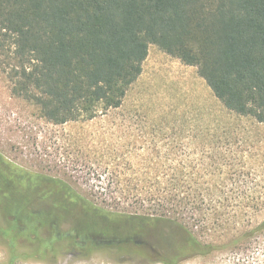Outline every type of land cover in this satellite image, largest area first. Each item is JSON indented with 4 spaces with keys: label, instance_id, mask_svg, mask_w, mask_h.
Wrapping results in <instances>:
<instances>
[{
    "label": "trees",
    "instance_id": "trees-1",
    "mask_svg": "<svg viewBox=\"0 0 264 264\" xmlns=\"http://www.w3.org/2000/svg\"><path fill=\"white\" fill-rule=\"evenodd\" d=\"M151 46L196 68L227 113L264 125V0H0V71L49 126L120 110ZM185 147L194 157L111 151L98 163L107 189L82 188L79 161L23 167L0 154L1 210L17 234L42 227L125 261L264 264V193L247 188L246 163L218 144L167 151Z\"/></svg>",
    "mask_w": 264,
    "mask_h": 264
},
{
    "label": "rangeland",
    "instance_id": "rangeland-1",
    "mask_svg": "<svg viewBox=\"0 0 264 264\" xmlns=\"http://www.w3.org/2000/svg\"><path fill=\"white\" fill-rule=\"evenodd\" d=\"M204 144L223 147L239 171L245 162L247 188L264 193V125L227 113L196 68L155 46H151L142 75L129 90L123 107L88 123L47 125L38 118L36 109L11 94L0 71L2 157L23 167L45 163L72 167V161H79L77 167L84 169L79 182L84 189L108 188L111 174L98 163L110 158L111 151L134 161L155 157V149L162 158L184 159L188 154L194 157L190 149L185 147L176 155L167 150ZM85 157L95 164L90 165ZM262 220L264 211L255 218ZM14 226L17 224L0 206V264H146L138 259L125 261L119 251L76 249L70 241H58L42 227L17 234ZM184 264L221 263L218 257H211Z\"/></svg>",
    "mask_w": 264,
    "mask_h": 264
}]
</instances>
